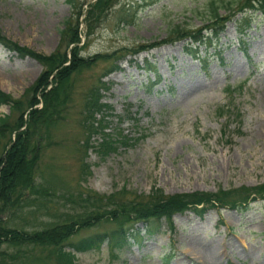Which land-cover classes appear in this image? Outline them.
Segmentation results:
<instances>
[{
	"label": "rangeland",
	"instance_id": "obj_1",
	"mask_svg": "<svg viewBox=\"0 0 264 264\" xmlns=\"http://www.w3.org/2000/svg\"><path fill=\"white\" fill-rule=\"evenodd\" d=\"M92 1L82 4L77 18L80 52L85 56L161 40L176 27L206 25L212 5L219 14H236L207 46L186 39L133 55L120 51L122 56L114 60L118 69L106 71L113 62L101 59L74 76L71 99L49 136L41 139L35 168L37 180L55 193L47 197L51 212L68 208L59 198L66 189L107 195L122 187L148 193L155 186L167 194L214 193L263 183L264 12L242 13L237 9L243 0H111L108 13L85 39V15ZM71 14L67 0H0V33L47 54L62 46L60 31ZM245 15L251 25L240 33L235 20ZM187 43L205 60L192 57ZM42 69L30 55L20 56L0 45V89L5 93L22 96ZM98 78L108 85L100 91V101L111 106L112 115L103 131L137 138L102 157L85 146L90 120L83 103ZM7 114L14 116L9 104L0 105V117ZM99 140V133L90 136L93 143ZM47 204L24 211H38L41 220L48 216ZM171 219V228L162 219L160 232L151 237L143 233L142 223L136 224L141 238H130L120 250H109L103 242L78 251L74 264H264L260 196L246 208L209 207L201 216L185 210ZM114 226L110 220L99 222L69 240ZM167 253L171 257L163 261ZM42 264L59 263L48 259Z\"/></svg>",
	"mask_w": 264,
	"mask_h": 264
},
{
	"label": "trees",
	"instance_id": "obj_2",
	"mask_svg": "<svg viewBox=\"0 0 264 264\" xmlns=\"http://www.w3.org/2000/svg\"><path fill=\"white\" fill-rule=\"evenodd\" d=\"M67 1L72 14L65 20V26L60 31L62 46L50 53L44 54L21 46L0 33V45L3 48L20 56L30 55L43 65L38 77L27 86L22 96L14 98L0 89V105L9 104V109L14 114L13 118L9 114L0 117V264H42L48 259H53L59 264H74L75 253L78 251L98 248L103 242L109 250H120L129 244L132 237L141 238L143 233L151 237L159 233L162 219L166 220L171 228V218L175 213L192 210L201 216L209 207L246 208L248 202L255 200L257 196L264 199V182L256 186L218 189L214 193L193 191L167 194L162 188L155 186H151L148 193H138L122 187L107 195L88 190L66 189L60 193L59 198L63 206L68 208L62 212H51V206L47 203L52 200L47 197L55 193L48 192L47 184L37 180L35 168L41 139L49 136L51 126L61 118L64 106L71 99L74 76L90 69L101 59L113 62L106 71L118 69L119 66L114 60L122 56L120 51L133 55L165 42L186 39H189L191 44L202 43L207 46L217 39L225 23L236 14L234 10L227 15L219 14L217 8L212 5V19L206 25L196 28L176 27L161 40L144 42L129 48L122 47L119 50H111L110 53L101 52L85 56L80 52V43L83 40L80 20L77 18L82 13V4L88 0ZM110 1L94 0L88 3L85 39L94 32L101 17L108 13ZM242 2L237 9L242 13L248 9H261L264 12V0ZM235 22L238 32L244 33L245 28L251 25V18L245 15ZM190 46L187 43L185 49L192 57L205 60L195 54ZM107 88V83L98 78L96 83L88 88L83 103L85 118L90 120L86 125L88 135L85 146L95 148L101 157L116 151L119 144L126 145L137 140L120 133L114 137L111 132L103 131L110 123L108 116H112L109 111L111 106L100 101V91ZM97 114L99 118L95 116ZM118 119L122 120L121 117ZM94 133H99L101 140L93 143L90 136ZM42 204H47L44 213L49 217L40 220L38 211L26 215V207L36 206V210H40ZM29 215L30 221L26 219ZM108 220L114 222L113 228L69 240L82 228L96 227L99 222ZM25 221L27 224L23 225ZM141 223L143 233L136 227V224ZM170 257V253L165 254L163 261Z\"/></svg>",
	"mask_w": 264,
	"mask_h": 264
}]
</instances>
